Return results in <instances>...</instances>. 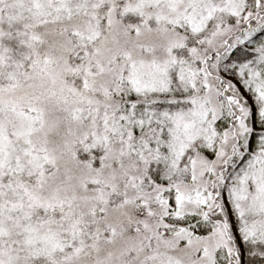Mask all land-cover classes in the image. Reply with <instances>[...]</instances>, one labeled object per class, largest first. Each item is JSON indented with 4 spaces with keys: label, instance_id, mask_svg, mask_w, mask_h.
<instances>
[{
    "label": "snow or ice",
    "instance_id": "obj_1",
    "mask_svg": "<svg viewBox=\"0 0 264 264\" xmlns=\"http://www.w3.org/2000/svg\"><path fill=\"white\" fill-rule=\"evenodd\" d=\"M0 264H264V0H0Z\"/></svg>",
    "mask_w": 264,
    "mask_h": 264
}]
</instances>
